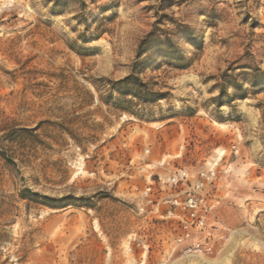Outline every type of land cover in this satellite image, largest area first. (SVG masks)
<instances>
[{
    "label": "rangeland",
    "instance_id": "rangeland-1",
    "mask_svg": "<svg viewBox=\"0 0 264 264\" xmlns=\"http://www.w3.org/2000/svg\"><path fill=\"white\" fill-rule=\"evenodd\" d=\"M157 22L189 66L146 56L170 95L139 107ZM177 169L215 172L212 256L139 211ZM0 264H264V0H0Z\"/></svg>",
    "mask_w": 264,
    "mask_h": 264
},
{
    "label": "built area",
    "instance_id": "built-area-1",
    "mask_svg": "<svg viewBox=\"0 0 264 264\" xmlns=\"http://www.w3.org/2000/svg\"><path fill=\"white\" fill-rule=\"evenodd\" d=\"M214 177V170L202 171L192 182L186 169H177L166 178L159 176V183L179 188V191L164 194L157 200L152 198V186L142 192L145 203L139 207L140 213L177 225L175 244L190 256L205 258L215 252L214 232L217 227L212 220L215 219L218 202L210 192ZM150 182L153 185V181Z\"/></svg>",
    "mask_w": 264,
    "mask_h": 264
},
{
    "label": "trees",
    "instance_id": "trees-1",
    "mask_svg": "<svg viewBox=\"0 0 264 264\" xmlns=\"http://www.w3.org/2000/svg\"><path fill=\"white\" fill-rule=\"evenodd\" d=\"M59 1L61 0H57V2ZM159 24H162V22L155 23L153 30L141 40L136 52V61L132 66L131 74L116 82V86L123 94L132 96L138 100L136 104L139 107L143 105L152 106L160 100H167V97L170 95L168 92H164L163 89L166 86L163 82L151 81L145 83L144 80L139 77V74L142 73L144 69L146 56H150L151 58L161 56L166 59V63L159 64L155 67L157 70L166 65L170 70L183 71L189 66L188 60L183 56L180 48L173 42L172 38L167 35L165 30L158 27ZM162 37L165 38L163 39ZM219 89V99H221L224 91L223 88ZM236 90L240 93V99L246 98V90L242 87L236 88ZM120 112L138 119H149V116L140 111H135L131 107L121 108Z\"/></svg>",
    "mask_w": 264,
    "mask_h": 264
},
{
    "label": "bare ground",
    "instance_id": "bare-ground-1",
    "mask_svg": "<svg viewBox=\"0 0 264 264\" xmlns=\"http://www.w3.org/2000/svg\"><path fill=\"white\" fill-rule=\"evenodd\" d=\"M226 261H228V258L226 259Z\"/></svg>",
    "mask_w": 264,
    "mask_h": 264
}]
</instances>
